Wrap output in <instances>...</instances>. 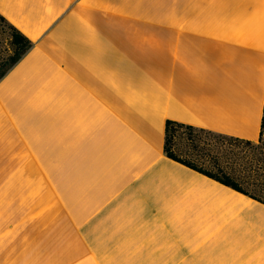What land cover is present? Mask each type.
Returning a JSON list of instances; mask_svg holds the SVG:
<instances>
[{"label": "crops", "instance_id": "0c3cea01", "mask_svg": "<svg viewBox=\"0 0 264 264\" xmlns=\"http://www.w3.org/2000/svg\"><path fill=\"white\" fill-rule=\"evenodd\" d=\"M0 0V264H264V203L164 151L168 120L256 141L264 0Z\"/></svg>", "mask_w": 264, "mask_h": 264}, {"label": "rangeland", "instance_id": "374dc122", "mask_svg": "<svg viewBox=\"0 0 264 264\" xmlns=\"http://www.w3.org/2000/svg\"><path fill=\"white\" fill-rule=\"evenodd\" d=\"M130 1V0H128ZM128 8L149 14H165L169 0H133ZM9 29L0 21V70L8 62ZM171 151L197 167L219 174V169L234 175L240 185L264 197V128L252 143L231 141L223 136L197 129L189 133L176 126L171 131Z\"/></svg>", "mask_w": 264, "mask_h": 264}, {"label": "trees", "instance_id": "16d2710c", "mask_svg": "<svg viewBox=\"0 0 264 264\" xmlns=\"http://www.w3.org/2000/svg\"><path fill=\"white\" fill-rule=\"evenodd\" d=\"M0 21L4 22L7 25V28L9 29V47H10V51L11 53L8 55V62L6 63L5 67L2 68L0 70V77L23 55V53L30 47L31 45V41L29 39H27L21 32H19L14 26H12L9 22H7V20L0 15ZM176 126H183L185 127V129L191 133L192 130L197 129L200 131H204L203 129H198V128H194L190 125H184L181 123H177L175 121H170L168 120L166 122V126H165V142H164V151L166 153V155L174 160H177L199 172H202L203 174L212 177L216 180H218L219 182L230 186L231 188L242 192L258 201H261L264 203V197H261L260 195H257L245 188H243L240 183L237 181V178L234 177V175H232L231 173L225 171L224 169H220V167H218L219 169V174L217 173H212L210 171H207L205 169H202L200 167H197L196 165H194L193 163L181 159L179 157H177L170 148V140H171V131L176 127ZM263 128H264V107H263V116H262V120H261V132H260V136L262 135L263 132ZM209 132V131H207ZM212 133V132H210ZM216 134V133H214ZM219 136H223L225 138H228L231 141H242L245 143H252L253 141H248L245 139H240L237 137H231V136H225V135H220V134H216ZM264 185V184H263Z\"/></svg>", "mask_w": 264, "mask_h": 264}]
</instances>
